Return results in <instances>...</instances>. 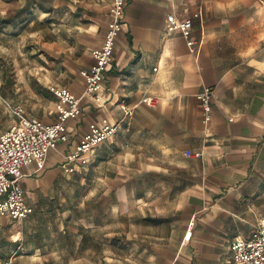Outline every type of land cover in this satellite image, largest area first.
<instances>
[{
	"label": "crops",
	"instance_id": "crops-1",
	"mask_svg": "<svg viewBox=\"0 0 264 264\" xmlns=\"http://www.w3.org/2000/svg\"><path fill=\"white\" fill-rule=\"evenodd\" d=\"M19 1L14 15L10 0H0V37L26 17L21 41L35 43L37 60L51 63L53 75L33 93L36 110L10 105L52 123V90L65 87L76 96L83 91L80 71L91 66L90 52L101 45L110 0ZM169 13L191 18L188 37L170 30ZM204 86L215 94L207 122L196 97ZM45 94L52 99L41 110ZM121 103L131 108L130 118L123 120ZM6 108L10 119L0 110V133L16 121ZM103 118L119 122L117 132L74 170L84 169L76 177L100 187L101 245L108 248L112 233H132L148 250L149 264H218L231 241L247 237L264 215V0H127L101 105L85 98L77 119L67 122L68 140L49 152L43 171L24 167L25 200L33 211L20 221L0 219V264H79L76 249L52 246L57 251L46 253L49 246L37 235L44 210H62L47 197L60 191L59 180L69 174L62 168L66 155L88 125ZM110 218L120 221L113 231ZM70 221L56 223L61 239L72 231ZM90 222H72L80 232L76 248L94 226Z\"/></svg>",
	"mask_w": 264,
	"mask_h": 264
},
{
	"label": "built area",
	"instance_id": "built-area-1",
	"mask_svg": "<svg viewBox=\"0 0 264 264\" xmlns=\"http://www.w3.org/2000/svg\"><path fill=\"white\" fill-rule=\"evenodd\" d=\"M127 0H110V21L103 34L100 47L92 49L90 55L93 63L87 69L80 71L84 79V88L80 96L74 95L65 87L52 90L56 98L55 115L52 123L26 116L22 109L6 103L16 121L3 133H0V219L20 221L32 213L33 208L26 203L22 185L24 167L35 165L34 173L42 172L47 155L55 150L57 145L69 138L67 122L77 119L81 112V103L85 98L101 105V90L104 72L110 63L113 47L124 22V9ZM170 30L180 32L188 37L192 20L188 17H178L173 13L166 16ZM188 46L195 44L194 40H187ZM214 91L204 86L196 95L203 113L204 122L210 118ZM147 103L153 104L154 98H146ZM124 119L132 115L131 108L121 103ZM121 120V121H123ZM119 122L112 123L107 118L99 122H92L88 130L79 138L75 147L66 155L63 171L72 173L78 164L87 162L89 153L99 144L117 132ZM192 234L187 228L184 241H188ZM233 264H264V215L261 216L250 234L245 237L234 238L230 243Z\"/></svg>",
	"mask_w": 264,
	"mask_h": 264
},
{
	"label": "rangeland",
	"instance_id": "rangeland-1",
	"mask_svg": "<svg viewBox=\"0 0 264 264\" xmlns=\"http://www.w3.org/2000/svg\"><path fill=\"white\" fill-rule=\"evenodd\" d=\"M50 4L51 2H46L47 8H50ZM20 5L21 1L10 0L8 5V10L11 11L10 14H17V10L21 9ZM34 7L36 8V5ZM39 8L41 9L40 6ZM22 18H19L20 24L17 23V28L14 26L9 33L4 34L6 37H0V46H2V49H0V110L6 113V119L8 120L10 116L6 111V103L26 105L36 110L39 104L33 93H36V88L40 87L44 78L53 75L51 63L42 66L43 64L37 60L35 43L24 44L21 41V26L26 25V17L23 20ZM43 97L40 99H43L45 104L40 107L41 110H45L48 101L52 99L49 94H45ZM27 101L28 103H26ZM81 174H84V169H81L78 173L74 171L65 175L62 180H59V184L62 185L59 188L60 191L51 194V198L47 197V200L60 202L62 210H44L46 212L45 216L40 217L44 227L37 237L39 239L43 238L44 243L49 246L46 253L57 251L52 246L63 245L70 250L76 249V253L79 255V264H149L152 259L147 256L148 250H142L143 242L138 237L132 236V233L126 235V237L122 233H112L109 235L108 248H106V242L101 245V194L95 191L96 181L90 186L91 181L89 178L85 176L76 177ZM97 188L100 189V187ZM87 203L90 205L89 208L86 207ZM84 218H90V223L94 226L87 229L89 230L87 233L82 234V247L76 248L80 232L75 233L73 231L75 225L72 222L79 223V220ZM64 219H71L69 227L72 231H70V234H64L61 239L62 234L56 235L58 230L56 223ZM130 220V218L129 220L125 218V228L129 229L130 227L129 230L132 232L133 227L128 226ZM119 222L116 218H110L109 230L117 229ZM66 225L68 224L66 223ZM82 228L84 229V227ZM218 264H233L230 250L220 258Z\"/></svg>",
	"mask_w": 264,
	"mask_h": 264
}]
</instances>
